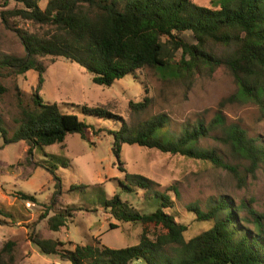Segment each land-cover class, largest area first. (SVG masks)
<instances>
[{
	"label": "trees",
	"instance_id": "16d2710c",
	"mask_svg": "<svg viewBox=\"0 0 264 264\" xmlns=\"http://www.w3.org/2000/svg\"><path fill=\"white\" fill-rule=\"evenodd\" d=\"M40 1L0 0L2 24L17 34L26 50L23 57H0V79L17 78L30 71L38 74V85L28 101L14 85L20 114L14 119L17 129L11 137L0 114V132L6 144L25 142L32 156L34 149L63 144L68 135L87 139V132L93 130L78 116L61 111L57 103L41 98L46 67L39 59L46 57H61L80 65L93 76V83L102 87H112L127 76L137 78L144 69L156 70L168 80H192L200 73L213 75L224 68L238 87L237 100L257 104L264 118V0H212L210 8L194 0H48L45 9L39 7ZM22 22L37 31L20 27ZM186 33L191 35V42L183 37ZM8 91L0 83V99ZM150 102L146 97L143 103H130V107L141 111ZM74 108L90 117L120 123L112 133V151L118 161L123 145H138L208 162L244 180L216 149L199 145L222 129L223 136L215 139L228 146L232 155L247 161L250 173L264 165V139L249 137L239 126L225 128L222 113L209 126L203 121L186 123L176 133L170 131L165 115L131 127L104 107ZM127 179L149 197L161 200L159 208L149 215L139 213L119 195L106 202L105 210L117 221L143 227L138 245L111 249L97 242L70 250L65 243L45 239L33 230L29 236L33 246L43 255L58 256L71 264H264V214L255 212L248 203L235 206L231 198L222 196L214 199L207 211L189 206L198 222L211 227L186 240L188 227L167 211L174 202L155 191L159 184L137 174H127ZM121 187L132 192L131 186ZM173 192L179 198L176 188ZM20 196L27 202L36 201L32 195ZM244 209L252 221L240 217ZM66 215L67 211L51 217L49 229L59 232L66 226ZM1 216L8 218L10 214L0 207ZM116 228L110 225V229ZM15 245L9 242L0 252V264L15 263Z\"/></svg>",
	"mask_w": 264,
	"mask_h": 264
},
{
	"label": "rangeland",
	"instance_id": "374dc122",
	"mask_svg": "<svg viewBox=\"0 0 264 264\" xmlns=\"http://www.w3.org/2000/svg\"><path fill=\"white\" fill-rule=\"evenodd\" d=\"M47 2L41 0L38 5L45 9ZM194 2L212 7V0ZM19 25L37 31L28 22ZM183 37L192 40L189 33ZM25 55L20 38L7 30L0 18V57ZM39 61L46 67L41 98L57 103L61 111L78 116L93 130L87 132V139L79 134L68 135L63 144L34 149L32 156L28 154L25 142L6 144L0 132V207L10 214L8 218L0 217V252L9 242H14V264H71L58 256L43 255L29 239L33 230L45 239L65 243V248L70 250L77 245L97 242L111 249L138 245L143 227L117 221L109 210H105L106 202L119 195L136 211L149 215L159 208L161 200L132 186L127 174L142 175L159 184L155 191L168 195L174 202V207L167 211L188 227L186 240L211 227L196 220L188 211L191 205L207 211L214 199L227 196L235 206L245 202L258 214H264V165L250 173L247 161L232 155L228 146L215 139L223 136L222 129L212 132L199 145L203 149H216L244 180L236 178L234 172L215 168L208 162L138 145H123L118 161L112 151V133L118 130L120 123L90 117L74 108L83 105L104 107L122 117L131 127L165 115L170 131L176 133L186 123L203 121L209 126L222 113L225 128L239 126L249 137L264 139L261 109L252 102L237 100L238 87L228 70L220 68L213 75L200 73L192 80H168L156 70L144 69L137 78L127 76L112 87H102L93 83V76L84 68L65 58L46 57ZM0 83L9 90L0 99V114L11 137L17 129L14 119L20 114L14 85L21 88L28 101L38 85V74L30 71L17 78L0 79ZM146 97L151 102L144 110L136 111L130 107V103H143ZM121 185L131 186L132 192L124 191ZM174 188L179 192V198L175 196ZM21 193L34 196L36 201L22 200ZM66 211V226L59 232H52L48 220ZM240 217L252 221L245 209L241 210ZM110 225L118 228L110 229ZM246 225L253 228L252 223ZM150 231H154L153 226Z\"/></svg>",
	"mask_w": 264,
	"mask_h": 264
}]
</instances>
